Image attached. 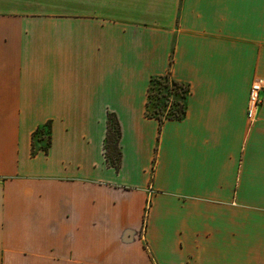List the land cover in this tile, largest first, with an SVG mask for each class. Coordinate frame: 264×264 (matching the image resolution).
<instances>
[{
	"label": "crops",
	"instance_id": "1",
	"mask_svg": "<svg viewBox=\"0 0 264 264\" xmlns=\"http://www.w3.org/2000/svg\"><path fill=\"white\" fill-rule=\"evenodd\" d=\"M167 73L190 93L160 123ZM257 78L264 0H0V264H264Z\"/></svg>",
	"mask_w": 264,
	"mask_h": 264
},
{
	"label": "trees",
	"instance_id": "2",
	"mask_svg": "<svg viewBox=\"0 0 264 264\" xmlns=\"http://www.w3.org/2000/svg\"><path fill=\"white\" fill-rule=\"evenodd\" d=\"M190 93L189 84L172 77L170 73L151 77L148 88L146 115L157 118L160 123L167 119H183L187 113V98ZM174 96V98H172ZM34 139L47 138L44 149L51 144V122L39 126L33 135ZM121 125L115 113H109L105 152L107 162L119 168L122 159L120 148ZM35 152V143L33 146Z\"/></svg>",
	"mask_w": 264,
	"mask_h": 264
},
{
	"label": "built area",
	"instance_id": "3",
	"mask_svg": "<svg viewBox=\"0 0 264 264\" xmlns=\"http://www.w3.org/2000/svg\"><path fill=\"white\" fill-rule=\"evenodd\" d=\"M264 88V80L257 78L253 81L249 95V116L253 120L258 112L262 102V91Z\"/></svg>",
	"mask_w": 264,
	"mask_h": 264
},
{
	"label": "rangeland",
	"instance_id": "4",
	"mask_svg": "<svg viewBox=\"0 0 264 264\" xmlns=\"http://www.w3.org/2000/svg\"><path fill=\"white\" fill-rule=\"evenodd\" d=\"M172 98H174V96H172Z\"/></svg>",
	"mask_w": 264,
	"mask_h": 264
}]
</instances>
